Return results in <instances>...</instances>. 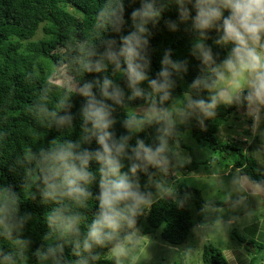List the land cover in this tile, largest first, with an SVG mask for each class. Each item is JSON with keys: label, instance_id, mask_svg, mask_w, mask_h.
<instances>
[{"label": "clouds", "instance_id": "9594fccd", "mask_svg": "<svg viewBox=\"0 0 264 264\" xmlns=\"http://www.w3.org/2000/svg\"><path fill=\"white\" fill-rule=\"evenodd\" d=\"M165 12L177 19H164ZM96 16L103 38L81 44L74 60L82 78L69 85L82 98L79 109L71 112L68 94L53 108L42 102L30 108L57 131L79 121L75 140L53 136L24 156L34 198L50 206L44 240L57 238L32 253L41 264H94L101 259L96 249L125 264L142 239L139 217L156 196L173 192L180 126L194 120L204 130L221 105L237 108L253 133L264 122V0H105ZM161 20L171 33L185 26L192 35L197 75L180 94L187 60L173 61L165 51L156 78L150 75L149 41ZM19 200L14 186H0V241L7 242L0 264H25L33 245L24 233L34 214L21 213ZM89 201L95 210L87 220L82 210Z\"/></svg>", "mask_w": 264, "mask_h": 264}, {"label": "trees", "instance_id": "16d2710c", "mask_svg": "<svg viewBox=\"0 0 264 264\" xmlns=\"http://www.w3.org/2000/svg\"><path fill=\"white\" fill-rule=\"evenodd\" d=\"M104 4L105 0H0V186H14L20 197L21 213L30 211L34 214L24 233L33 240V245L26 254L25 264H41L32 253L41 244L56 243L57 238L53 235L51 239L44 240L48 232L44 215L50 206H44L34 198L32 189L35 184L30 180L24 156L29 149L35 150L53 136L75 140L79 134L78 120L74 121L75 128L65 127L57 131L36 119L30 108L37 102L46 103L49 108H53L60 97L68 94L71 96V103L75 104L71 112L75 114L79 109L82 98L72 94L69 85H61L53 80L56 70L62 67L68 70L71 83L82 78L77 71L75 60L59 55L61 43L63 36L70 30H75V20L80 21L82 35L81 40H74L76 55L70 56L71 58L78 55L83 42H98L103 38L96 22V14ZM65 6L73 7L80 18L77 19L71 14L64 15L62 8ZM128 11L130 12V9ZM125 18L128 19L127 14ZM164 19L176 20L177 16L165 12ZM158 29H153V36L149 41L152 68L150 75L156 78L165 51H171L173 61L187 60L189 76L179 81L181 87L177 89V94H180L187 90V83L197 75L198 61L190 55L192 35L185 31V26H181L176 33L169 32L164 27L163 20ZM39 31L41 37L35 39ZM212 36L215 38V33H212ZM209 43L211 44V41ZM213 51L223 56L220 48L213 46ZM57 63L60 68L56 66ZM64 64L66 66H63ZM42 89H47V92L43 93ZM250 124L251 121L237 108L221 105L217 109L216 118L205 122L204 130H201L194 120L191 125L180 126L177 140L187 133L195 147L180 143L179 147L188 151L190 161L181 163L177 156L178 162L172 174L185 175L201 166L211 173L210 167L207 168L210 164L205 156L203 157L206 151H211L225 171L235 172L249 183L264 188V168L259 169L262 162L260 157L264 159V125L259 128L260 131L253 133ZM117 127L119 128V125ZM222 129L233 130L232 133H225L229 139L218 138ZM217 173L219 174L218 171ZM25 185L30 187L26 188ZM186 194H191L188 199H185ZM180 201H183L182 207ZM217 204L221 207L230 206L234 201ZM204 205L205 202L197 189L180 185L170 197L164 196L155 200L139 217L137 227L145 216L147 225L141 231L144 236L161 227V240L171 246H180L186 242L193 228V210L196 216L201 218ZM94 206V201H89L88 207L82 210L87 220L91 219ZM71 239L68 237L64 241L66 253L69 250L68 241ZM235 239L238 244L246 245V249L254 248L249 246L253 242H246L240 237ZM6 244L7 242L0 241V245ZM259 248L262 249L260 245ZM5 250H8L7 246ZM96 251L101 254V259L94 264H113L105 257L106 249ZM250 262L252 264V261ZM201 264H228V261L220 249L205 243L201 251Z\"/></svg>", "mask_w": 264, "mask_h": 264}, {"label": "rangeland", "instance_id": "374dc122", "mask_svg": "<svg viewBox=\"0 0 264 264\" xmlns=\"http://www.w3.org/2000/svg\"><path fill=\"white\" fill-rule=\"evenodd\" d=\"M62 9L64 15L71 14L77 19L80 18L73 7L65 6ZM79 23V20H75V30L72 29L63 36L59 52L61 57L69 60L74 59L70 57L76 55V48L73 43L76 39L81 40L82 35ZM40 37L41 32L39 31L35 39ZM69 37H71L70 40ZM53 80L61 85L71 84L68 70L64 67L56 70ZM258 131L260 130L258 129ZM230 132L232 133L233 130L224 131L222 129L218 138L220 140L229 139L226 138L225 133ZM180 143L193 148L195 147L193 141L185 133L177 140L176 145L180 162H189L188 151L181 149ZM204 156L210 164L207 168L210 167L211 173L201 166L196 171L185 175L172 174L169 184L173 192L168 195H158L154 199L155 201L164 196L170 197L180 185L192 187L200 192L205 202L202 217L198 218L195 210H193L192 221L194 225L186 242L180 246L164 243L160 238L161 227L144 236L141 233L147 225L144 216L138 226L142 239L131 248L125 264H201V251L205 243H210L220 249L228 264H251L250 261L252 264H264V188L249 183L245 178L237 176L235 172L225 171L223 166L222 168L219 166L218 159L213 152L206 151ZM260 160L262 162L259 169L263 170L264 159L260 157ZM230 200L234 201V204L230 206L221 207L217 204ZM206 206L208 210H204ZM236 237H240L246 242H253L249 246L254 248H244L246 245L238 244ZM259 245L262 249L259 248ZM105 257L113 262L110 253H107Z\"/></svg>", "mask_w": 264, "mask_h": 264}, {"label": "crops", "instance_id": "0c3cea01", "mask_svg": "<svg viewBox=\"0 0 264 264\" xmlns=\"http://www.w3.org/2000/svg\"><path fill=\"white\" fill-rule=\"evenodd\" d=\"M263 125H264V122L261 123L260 127H262ZM260 127H259V128H260ZM231 222H232V221H231ZM262 264H263V263H262Z\"/></svg>", "mask_w": 264, "mask_h": 264}]
</instances>
